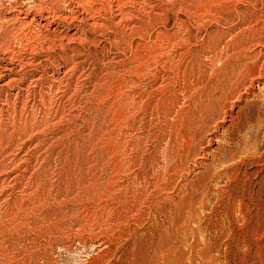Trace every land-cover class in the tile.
Returning <instances> with one entry per match:
<instances>
[{"label":"rangeland","instance_id":"374dc122","mask_svg":"<svg viewBox=\"0 0 264 264\" xmlns=\"http://www.w3.org/2000/svg\"><path fill=\"white\" fill-rule=\"evenodd\" d=\"M123 2L114 10L129 9ZM28 3H41L62 15L67 11L61 8L78 4L92 6L90 13L99 12L103 0H16L15 4L0 0V67H9L10 59L26 63L37 37L58 41V35L71 38L76 32L73 26H58L52 33L59 21L45 28L46 21L37 13L25 15L20 10ZM209 9L203 8L201 19L170 10L147 26L145 38L132 36L133 49L158 39L189 38L187 53L193 55L185 73L171 77L162 91L148 97L145 111L134 108L132 116L115 117L105 108L94 109L96 104H83L89 85L101 77L103 64L109 58L113 64L129 58L126 39L94 31L83 46L70 43L77 52L68 49L63 54L55 49L46 59L40 52L18 75L1 73L0 264H264V71L257 77L260 62L244 65L236 53L223 51V41H229L225 32L238 18L230 16V24L228 16L218 13L220 20L215 22ZM72 55L73 65L64 61ZM212 56L213 66L208 61ZM31 77L41 81L23 92ZM55 77L62 78L59 85L52 82ZM10 79L16 80L3 86ZM159 79L151 84H160ZM138 81L136 90L147 87L145 79ZM76 87L78 93L73 92ZM60 115L66 119L55 125ZM174 160L189 183L186 193L198 190L191 214L184 206L169 220L154 210L136 218L135 212H128L129 191L117 195L104 186L108 175L120 179L122 186L134 179L146 181L155 169ZM122 165L128 166L127 179L116 174ZM79 176L91 186L96 181L102 186L77 196ZM38 182L44 189L38 187L33 193Z\"/></svg>","mask_w":264,"mask_h":264},{"label":"bare ground","instance_id":"6f19581e","mask_svg":"<svg viewBox=\"0 0 264 264\" xmlns=\"http://www.w3.org/2000/svg\"><path fill=\"white\" fill-rule=\"evenodd\" d=\"M13 1L15 4L16 0H13ZM109 1H111V2H109ZM123 1L124 0H103V4L100 3V4H102L100 11L99 12H93L92 11L96 15L91 14L92 12L90 13L91 10H94V8L90 5L85 7L86 5L80 6L78 4L77 6H75L74 8H71V9L61 8L62 10L67 11L66 13L64 12V14H62V15H60L58 12L54 11L52 9V7L51 8L43 7L41 5V3H30V4L28 3L25 5H21L20 10H24L25 15H28V13L33 12L34 14L37 13L39 16H41L43 18V20L46 21V24H44L45 28H48V26H50L52 23L54 24L55 21H59L57 26H55L52 29V31H51L52 33L56 32L58 26H64V27L73 26L75 28L76 32H73V35L71 38H66L64 36L58 35L57 37H60V39H58V41H55L53 39H52L53 41H50L47 38L46 39L45 38L39 39L37 37V41L35 42L34 46H31V48L28 52L29 57H30L29 60L26 63H22L19 61L17 62V60L14 61L13 59H10L9 60V67H0L1 68L0 76H1V73L5 72V71L6 72L16 71V74L18 75L22 66L24 64L25 65H27V64L31 65V63L35 61V59H33V55H36L40 52H42L41 54H44L45 59H46V58L51 57V54H52V52H54L55 49L59 50L63 54H65L64 51L68 50V49H69V51H76L77 49L71 48L70 43H76L79 46H83L84 43L88 42L87 35L93 34L92 32H94V31H99L100 33H103L102 35H111L112 37L119 38L120 40L126 39L129 41V47H128L129 58L123 57V58H120L117 60H113L114 64L111 63L112 59L109 58L103 64V67L101 68V70H102L101 77L97 78L91 85H89L90 86L89 90H87L86 94L84 95L83 104L86 107L89 104L91 105L92 103L96 104L97 107L94 106L93 107L94 109H96L97 111L100 110V112H101L102 111L101 108H105L106 111H108V112L112 111L113 116L116 115L118 117H124V116H126V114H128V116H132L135 113L134 108L136 110H139L141 108L140 111L141 110L145 111L144 106H146L150 101V99L148 100V97L152 93L158 94L160 91H162L161 88L167 84V81H169L171 77L176 78V77H179L180 75L182 76L183 72L185 73L186 67L190 66V63L193 62V58H192L193 55H189V53H187L189 32L185 33L188 35L187 36L188 39H186L185 37H181L175 42H172L171 40H166V42L161 41V40L159 41V39H158L156 42L152 43V45H149V46H144L142 44H138L137 46L135 45L136 48H134V49L132 48L133 45L131 44V39H133L132 36L139 35L140 40L142 38H145V36H146L145 31H146L147 26L151 25L153 22L158 23V21H160L163 17H165L167 12L170 10H172V11L176 10L177 13L184 14L186 16H190V18L194 17L193 19H201L202 18L201 11L205 7H211L212 8L211 11L209 9L210 17L215 22L220 20V16L217 15L218 13L222 14L223 16L224 15L228 16L227 17L228 19H226V20H228L227 22H229L230 24H231L230 16H232L233 14H235L237 16V18H238V19H236V20H238L237 23L230 25V27L225 32V33H228L229 41H226V40L223 41V44H222L223 51L229 49L232 52L236 53V55H237L236 58L239 60V62L242 61V64H244V65L249 64V63H253V62L256 63L257 61L260 62V64L258 66L256 64V66H257V71H256L257 77H259L262 74V72L264 71V67H263V65H264V0H221L220 4L218 3L219 2L218 0H130L126 3H124ZM118 2L119 3L123 2L124 6H128L129 9H125V8L121 7L117 10H114L113 7H114V5L119 4ZM238 5H245L247 7L244 9H239ZM130 7L131 8L133 7V10H131ZM116 8H118V7H116ZM101 12H102V15H101ZM3 20H4V18H3ZM6 21H4V22H6ZM31 22H34L33 18L31 19ZM184 24L185 23L182 22L181 27H184L185 26ZM181 30L182 29H178L177 34H180ZM39 33H40V30L38 31L37 34H39ZM163 43H166V44H163ZM119 44H120V42H117V41L114 42V45L116 48L119 47ZM161 45H165V46L163 47ZM189 45H191V44H189ZM162 48H165L164 50H167V48H169V49L167 51L163 52ZM214 48L216 49L215 44H214ZM215 49L211 50L212 55L215 54ZM223 51H221V53H223ZM229 56H230V54H229ZM73 58H74V55H72V57H70V58H65L64 61L66 63L67 62L72 63ZM208 61L213 66V64H214L213 56ZM228 63L231 64V62H228ZM14 65L17 66L16 69L12 68V66H14ZM72 65H73V63H72ZM74 66H75V64H74ZM236 67H237V65H236ZM238 67H240V66H238ZM232 69H234V68H232ZM64 73H62V75ZM88 76H89V74L87 75V77ZM155 78H158V79L160 78L159 80L162 81L161 82L162 84L161 83L158 84V82L156 84L155 83L151 84V82ZM252 78H254V76ZM40 79H41V77L29 78V84L30 85L28 84L27 87L25 89L23 88L22 91L26 92V91H28V89L30 87L32 88L33 86L38 85V80L41 81ZM61 79L62 78H56L55 77V78H53L52 82H56L58 84L61 81ZM93 79H95V78H93ZM144 79L148 82L147 87L144 88L143 90L142 89L136 90V87L138 86V82H139L138 80H144ZM15 80L16 79H12V80L10 79L3 86L12 85V83H14ZM75 83H77V82H75ZM51 88H52V84H48L47 90H50ZM148 89H149V91H147ZM79 90L80 89H78L76 87L73 92H77ZM43 93H44V91H43ZM21 94H22V92H21ZM77 95H79V94H77ZM52 96L49 97L48 99H51ZM65 96H66V94H65ZM12 98H13V96H12ZM46 101H48V100H46ZM54 101H56V100H54ZM77 104H78V102H77ZM78 109H79V106H78ZM88 111H89V109H88ZM74 112L76 113V111H74ZM137 112H139V111H137ZM105 114H106V112H105ZM74 116L76 117V115H74ZM57 117L58 118L55 121H53L55 125L61 124L65 118V117L63 118V116H61V115L57 116ZM52 118H55V117H52ZM68 121H69V119H68ZM46 122H48V120ZM118 126H121V125H118ZM55 128H56V126H55ZM29 130H30V128H29ZM42 131H43V129H42ZM59 131H61V130H59ZM40 133H42V132H40ZM167 136L169 137V135H167ZM174 144L176 145V142ZM181 148H183V147H181ZM180 151H181V149H180ZM177 152H176V150H173V154L175 153V155H174L175 157H177V155H178ZM157 157H158V154H157ZM198 157H199V155L197 157H195L192 161H195V159ZM140 158H141V156H140ZM154 159L155 158H153V160ZM113 161H114V159H113ZM125 164H126V162H125ZM129 165L130 164H128V166ZM137 165H139V164H137ZM182 165H183V163H182ZM128 166L125 165V166H123L124 168L121 167L122 169H120L118 167V171L116 172V174H120L121 176L125 177V179H127L129 173H125L124 171L128 169ZM149 166H150V164H149ZM134 167H135V165H134ZM156 167H157V165H156ZM179 172H180L179 171V165L174 160L173 163H171L168 167H166L163 164L161 166H159V168L157 170L155 169V171L147 177L146 181L144 180V178H142L141 182L139 181L140 179L139 180L134 179L132 181H129L128 186H125V185L122 186V185H119V183H118V181L120 179L114 178V180H112L113 176L108 175V177H106V179H104V186L107 188V190H109L108 192H110V193H112V191L115 190L117 195H118V193L121 192V190L122 191H129L128 193H130V195L128 196V200H129L130 206L128 208V212H130L131 210L133 212H135L136 218H139L140 214L142 215L145 212L149 213V212L155 211V213H158V214H164V215L166 214L164 217H166L167 220H169V219L173 218L172 213H174L175 210L182 208L184 206H187L188 213L191 214V212L193 210L192 206L194 204V201L196 200L197 197H199L198 192H197L198 190L192 191L190 195L186 193L187 188L189 186V183L183 180V178L181 177L182 174H180ZM142 174H143V172H142ZM134 175L136 176V174H134ZM33 177H34V172L31 173V177H29V179L32 180ZM78 179H79V180H77L78 185L76 187V190H74L75 195H77V196H79L78 194H80V193H88V191H90L92 189V187L95 185L98 187L102 186L101 185L102 183L99 181H96L95 184H93L92 186L89 185L88 180H86V178L83 176L78 178ZM33 181H34V179L31 182H33ZM43 185L44 184H40L38 182L35 185V188H33L34 189L33 193L35 192L36 188L43 187ZM32 186H33V184H32ZM43 189H44V187H43ZM134 190H136L137 192H133ZM99 192H100V190H99ZM167 193H173V194L171 195V194H167ZM36 197L37 196H35V198ZM66 197L67 196H65L64 198H66ZM176 198H178V200ZM32 199H34V198H32ZM32 199H31V202L35 200V203H36V199H34V200H32ZM65 200L66 199H64L63 202ZM29 201H30V199H29ZM38 202H40V199ZM37 206H38V204H37ZM33 207H34V205L32 206V209H33ZM36 207H34V208L36 209ZM161 216H163V215H161ZM119 228L121 229V227H119ZM107 237H109V236H107ZM102 252H104V251H102Z\"/></svg>","mask_w":264,"mask_h":264}]
</instances>
